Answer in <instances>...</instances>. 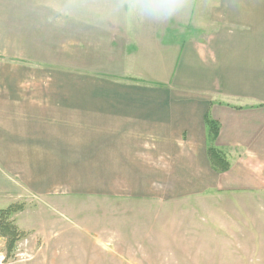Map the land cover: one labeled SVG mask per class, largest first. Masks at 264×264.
<instances>
[{"label":"crops","instance_id":"crops-1","mask_svg":"<svg viewBox=\"0 0 264 264\" xmlns=\"http://www.w3.org/2000/svg\"><path fill=\"white\" fill-rule=\"evenodd\" d=\"M185 3L209 18L181 45L171 97L167 87L135 82L122 86L138 90L127 97L34 95L23 85L25 62L0 59L11 63L0 67V174L36 194L158 199L153 186L170 185L175 198L264 196V0ZM113 55L112 68L149 66ZM212 146L229 169L213 166ZM73 177L77 188L63 190Z\"/></svg>","mask_w":264,"mask_h":264},{"label":"rangeland","instance_id":"rangeland-1","mask_svg":"<svg viewBox=\"0 0 264 264\" xmlns=\"http://www.w3.org/2000/svg\"><path fill=\"white\" fill-rule=\"evenodd\" d=\"M118 2L0 0V59L25 62L23 85L34 95L127 97L138 90L122 86L139 83L167 87L171 97L181 45L199 37L195 23L209 11L185 9L130 29L105 14ZM59 6L74 7L65 15ZM113 54L149 66L112 68ZM18 180L0 174V264H264L263 195L208 190L175 198L170 185L153 186L158 199L50 195Z\"/></svg>","mask_w":264,"mask_h":264},{"label":"clouds","instance_id":"clouds-1","mask_svg":"<svg viewBox=\"0 0 264 264\" xmlns=\"http://www.w3.org/2000/svg\"><path fill=\"white\" fill-rule=\"evenodd\" d=\"M73 7L59 6L56 11L68 15ZM186 8L185 0H119L107 6L105 14L122 20L131 29L143 24L165 23Z\"/></svg>","mask_w":264,"mask_h":264},{"label":"trees","instance_id":"trees-1","mask_svg":"<svg viewBox=\"0 0 264 264\" xmlns=\"http://www.w3.org/2000/svg\"><path fill=\"white\" fill-rule=\"evenodd\" d=\"M206 122L209 125H211L208 117L206 118ZM215 135H216V131H215ZM217 151L218 150L215 149L213 146L209 147V149H208V155H209V158H210L213 166H216L217 170H219V171L229 169L230 165L228 163H222L223 158L220 156V152H217ZM218 165H220V167ZM2 215H4L3 211H0V220L2 219Z\"/></svg>","mask_w":264,"mask_h":264}]
</instances>
